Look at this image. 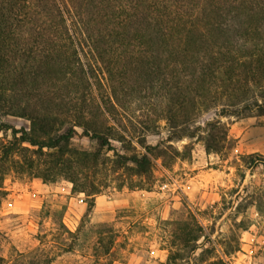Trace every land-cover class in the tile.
Masks as SVG:
<instances>
[{
	"label": "rangeland",
	"instance_id": "1",
	"mask_svg": "<svg viewBox=\"0 0 264 264\" xmlns=\"http://www.w3.org/2000/svg\"><path fill=\"white\" fill-rule=\"evenodd\" d=\"M2 20L0 264H264L259 90L236 98L210 81L179 104L161 76L150 82L148 66L121 62L102 41L80 58L91 64L90 100L71 105L78 78L5 57ZM23 106L54 120L58 146L21 138L48 140ZM78 123L109 126L108 144Z\"/></svg>",
	"mask_w": 264,
	"mask_h": 264
},
{
	"label": "trees",
	"instance_id": "2",
	"mask_svg": "<svg viewBox=\"0 0 264 264\" xmlns=\"http://www.w3.org/2000/svg\"><path fill=\"white\" fill-rule=\"evenodd\" d=\"M0 11L5 57L24 59L21 67H31L36 58V65L62 78H78L82 92L69 94L70 104L90 100L91 64L80 58L104 50L102 41L112 43L121 62L148 66L154 76L150 82L161 76L162 87L179 104L200 97L191 90L210 81L232 97L245 98L252 88L264 96V0H0ZM15 39V45L6 42ZM66 53L71 62L61 58ZM21 112L48 136L36 141L24 135L23 140L40 148L58 146L59 139L52 141L49 135L53 119L36 108L23 106ZM78 124L100 145L108 144L104 131L109 126ZM70 137L71 131L58 136ZM128 159L147 161L146 155Z\"/></svg>",
	"mask_w": 264,
	"mask_h": 264
}]
</instances>
